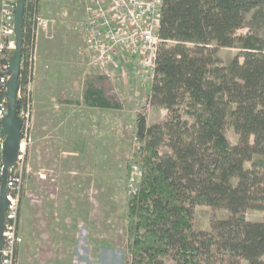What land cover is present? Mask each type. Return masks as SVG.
Returning <instances> with one entry per match:
<instances>
[{"label": "trees", "instance_id": "obj_1", "mask_svg": "<svg viewBox=\"0 0 264 264\" xmlns=\"http://www.w3.org/2000/svg\"><path fill=\"white\" fill-rule=\"evenodd\" d=\"M35 7L27 0L20 89L29 82ZM251 12L264 25V0H164L149 101L167 113L150 125L137 114L141 176L129 200L126 264H264V219L245 213L264 203V43L257 32L238 34ZM223 47L242 50L222 64ZM84 101L119 107L91 83ZM197 205L229 214L200 229Z\"/></svg>", "mask_w": 264, "mask_h": 264}, {"label": "rangeland", "instance_id": "obj_2", "mask_svg": "<svg viewBox=\"0 0 264 264\" xmlns=\"http://www.w3.org/2000/svg\"><path fill=\"white\" fill-rule=\"evenodd\" d=\"M86 6L87 0L39 3L48 23L36 40L28 85L33 127L24 156V240L18 264L131 261L129 200L141 176L137 114H145L150 125L163 120L167 110L150 104V85L135 75L132 62L122 61L110 76L91 65L80 28ZM247 23L238 34L257 32L264 43V25L255 22L253 12ZM241 50L220 48L221 63ZM89 83L102 88L119 107L87 105L84 93ZM228 135L237 141L232 129ZM194 212L197 226L204 230L229 214L209 205H197ZM245 213L251 221H262L264 203L251 204Z\"/></svg>", "mask_w": 264, "mask_h": 264}, {"label": "built area", "instance_id": "obj_3", "mask_svg": "<svg viewBox=\"0 0 264 264\" xmlns=\"http://www.w3.org/2000/svg\"><path fill=\"white\" fill-rule=\"evenodd\" d=\"M17 0L0 3V191L2 184V148L5 134L2 118L8 110L7 84L10 61L16 49L15 11ZM31 15L34 43L28 52L30 75L26 89L18 91L19 115L23 120L22 138L16 163L10 167L7 179L8 207L5 211L3 246L0 264H18L19 249L23 243L22 200L25 190V151L32 142L33 108L28 89L35 58V44L40 31H46L47 21L40 14V0ZM164 0H87L86 17L80 28L84 32L91 65L102 74L130 61L135 75L146 85H152L156 76L157 54L161 44L160 28ZM25 98V101L22 99Z\"/></svg>", "mask_w": 264, "mask_h": 264}, {"label": "water", "instance_id": "obj_4", "mask_svg": "<svg viewBox=\"0 0 264 264\" xmlns=\"http://www.w3.org/2000/svg\"><path fill=\"white\" fill-rule=\"evenodd\" d=\"M27 0H17L15 11V34L16 49L10 61V69L8 70L9 80L7 84L8 110L2 118V129L5 134V140L2 148V184L0 191V262L1 250L3 246V229L5 211L8 207L7 199V179L10 167L13 166L18 158L20 143L22 138L23 120L19 115V77L22 66V46L24 39L25 9Z\"/></svg>", "mask_w": 264, "mask_h": 264}]
</instances>
